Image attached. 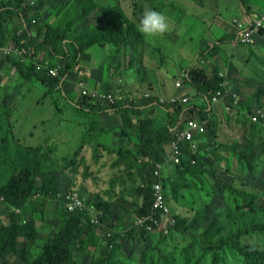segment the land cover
<instances>
[{"label":"trees","instance_id":"obj_1","mask_svg":"<svg viewBox=\"0 0 264 264\" xmlns=\"http://www.w3.org/2000/svg\"><path fill=\"white\" fill-rule=\"evenodd\" d=\"M26 1L28 0H7L0 3V49L12 43L18 47L22 53L21 57L17 55L18 53L4 54L2 52L3 57L12 67H15L17 75L20 79H24L26 84L35 81L43 84L45 87L43 99L55 92L58 87L65 90L66 78L64 79V77L84 60V56L81 57V54L92 45L123 47L130 52L131 59L128 65H132V62L134 63L136 60L137 46L144 42V36L138 31L135 24L126 18L119 6L110 1L105 5H97L91 0H75L65 9L63 19L65 21L58 25H52L47 21L40 22L38 13L34 12ZM93 12L100 15L101 21L98 24L79 30H70L74 13L78 14L80 20L83 21V18ZM10 21H16L15 27L18 23L20 26L11 31L9 28L13 24ZM257 44L264 46V30L260 31ZM217 50L218 45H214L213 48L202 54V59L210 58ZM59 62L64 64L59 75H49L48 67ZM212 64L213 72H207L204 65H191L186 69L182 79L185 85L192 87L201 98L203 102L201 105L188 101L160 103L157 96H136L131 101L118 99L113 104L96 103L79 93L80 97L74 106L77 108L76 111L84 114L85 110H90L94 114L93 118L89 120L85 136L81 138L74 154L65 159V162L70 164L72 172L80 164L76 156L82 149L83 143L89 138L95 139L104 131L101 127L98 129L94 127L98 124L96 119L98 112H118L120 121L116 126H111V129L116 127L127 133L129 137L136 132L137 142L140 144L137 143L132 149L111 150L112 148L108 147L104 149L107 153L116 154L114 165L122 166L121 173L115 179L119 183V190L129 186L133 179L138 180L135 189L131 190V187H128L134 195L141 197L135 206V216L147 212L152 201L150 186L155 181L152 172L154 165L167 158L166 146L178 129L176 125L178 120L198 117L205 119L208 127L214 125L210 120L212 113L209 108L210 98L219 89L222 79L217 74L218 66L214 62ZM83 79L79 78V80ZM260 92L263 91L258 90L257 94ZM155 101L156 103H154ZM169 108L171 110H168ZM5 109L0 105V199H3V203L11 207L12 210L7 222L0 219V264L11 256H13L12 264H71L75 246L79 249L80 256H87L89 247L95 245L96 250L89 252L92 259L87 264H127L121 258L123 240L135 236L137 239L146 240L147 235L150 236L152 233L135 227H130L127 230L117 227L116 231L110 232L109 229L112 228L108 223L109 216H112L109 208L110 203L104 201L97 194L88 199L84 198V207L80 210L68 212L63 209L58 226L47 233L45 240L39 246L35 219L31 215H27L30 211L26 210L25 206L28 204L32 206L38 201L44 202L48 199L59 198V195L66 194L69 189L62 190L59 186L56 172L62 169L61 160L52 156L50 147L44 148V146L38 145L22 149L17 146L18 144L13 140L14 133L8 123L9 113ZM131 115L135 122L131 119ZM251 123V127L256 124ZM212 136L213 133L206 136H202L200 133L194 139L200 141L201 138L209 139ZM9 141L14 145L9 146ZM199 145L193 151L189 145L184 144L181 161L174 166L178 171L183 169L182 172L197 177L200 182L202 181L200 173H207L215 184L221 185L233 198L237 197L241 202V205L236 206L239 212L235 215L240 224L218 236L214 244L209 241L210 245L203 247L200 258L205 255L206 249L211 248L213 251L234 254L239 260L237 264H264V202L257 195L239 190L231 181L218 177L215 169L201 164L199 147L205 146ZM217 146L224 147L222 144H216ZM224 148H230L233 153L236 150L235 147ZM210 151L213 153V149ZM237 157L247 163L248 171L252 170L250 155L245 156L239 152ZM165 182L172 186L175 184L169 178ZM124 183L129 184L124 186ZM60 189L61 191H59ZM92 214L99 217L100 224L91 221ZM172 216L175 219L173 226L168 227L166 233L163 229H157L158 242L154 246L151 243L144 248V250L148 249L150 253L156 251V257L149 254V258H147L145 254H140L137 256L136 264H149L150 260L153 262L150 264H164V262L168 264L166 257L171 256L175 250H181L174 245L172 249L164 248V244L168 243L165 236L168 232H178L190 236L191 243L202 245L204 239L201 236L204 238L210 236L212 228L218 222L214 221L215 215L213 221L202 228L200 233L190 235L188 230L194 228L199 221V210L191 218L182 216L180 213L172 214ZM107 233L110 235L108 236ZM255 236L258 238L253 245L248 241L250 237ZM20 237L25 238L27 244L35 243L38 248L40 247L38 255L27 259V248L18 245ZM186 249V246L182 248V254L186 252ZM218 258L216 254H211L209 263L217 264ZM197 261H192L191 264H198ZM183 262L189 264L190 261L183 258Z\"/></svg>","mask_w":264,"mask_h":264},{"label":"rangeland","instance_id":"obj_2","mask_svg":"<svg viewBox=\"0 0 264 264\" xmlns=\"http://www.w3.org/2000/svg\"><path fill=\"white\" fill-rule=\"evenodd\" d=\"M73 1L75 0H28L26 3L34 12L38 13L40 22L47 21L48 23L52 24L59 17L60 20L58 23L65 21L63 20L64 13L66 11L65 9L66 7L68 8V6L73 3ZM91 1H94L97 5H105L110 1L112 4L119 6V8L124 12L126 18L133 22L136 27L138 20L144 10L153 9L165 14L169 8L170 12H168L167 15L165 14L167 18H169V30L160 37L154 39L147 38L143 35L144 42L137 46L135 53L136 60L133 58L135 62H132V65H128V62L131 59V54L123 47L118 48L111 45L99 46L98 44L92 45L83 54H81V57L84 56V60L81 61L79 65L75 67V69H72L70 74L64 77V79L66 78L65 90H61L58 87L55 91L58 90L59 92L63 91L65 93L70 91V96L73 93L72 97L75 98L76 91L79 93L78 84L81 82L84 84L85 88L89 90L111 93L118 99L124 101L126 99L131 101L136 96H157L159 102H161V100L162 102H165L170 101L171 97H176V93L180 94V91L183 92L184 88L187 87L185 86V83L182 79L185 76L186 69L191 65H204L207 72L214 71L212 61L209 58H206L204 62H199L198 55H195V57L191 59L195 54L194 50L196 47L201 46L200 48L205 49L215 42V38H210L212 30H208L210 25L209 19L200 18L201 27H199L197 30H194V36H192L189 34V30H182L183 28L181 26V22L177 18L178 14H176L178 5H173L176 1ZM192 2L190 4L184 5L191 6ZM165 3L172 4L173 6L169 5V7H167V4L164 6ZM174 7H176V9H173ZM169 14L171 16L168 17ZM71 21L72 25L70 26V30H79L94 24H98L101 21V18L99 14L93 12L83 18V21H81L80 16L74 13ZM19 24L20 23H18L16 27L20 26ZM16 27L11 26L9 29L14 31ZM209 38L211 40L208 41ZM12 45L13 43L9 44L8 46ZM239 45L246 46L243 44ZM230 47L231 48L228 49L225 54H223L226 55V58L224 56H220V62L214 58L213 59L217 61V72H221L226 77H229L226 87L228 91L234 93L235 104L229 101L231 96L228 94L225 96L226 99L220 103L214 105L211 104L213 107L211 110L213 112L210 114V120L214 125L208 127L206 122L204 131L201 134L202 136H206L210 133H213V136L209 139L201 138L200 141H196L197 145L200 144L199 146L201 147L205 146L203 148L199 147V159L201 164L215 169L216 175L218 177L224 178L227 181H231L239 190L257 195L259 199L264 202V127H262L260 124H255L251 127L250 125L252 123L249 120L252 113L256 109H260L264 117V62L260 61V58H248L247 51L244 53L243 59H240L241 51L236 47L233 48L232 45ZM249 47L256 49L258 54H260L261 51H264V46L262 48L261 44L255 43ZM231 53H233V55L236 53L238 58L233 60V63L230 65L225 62V60H228V54L230 55ZM1 54L2 52L0 49V57L2 56ZM260 56L264 61V56ZM184 61L185 63H183ZM191 62H193V64ZM60 64L62 68L64 64ZM84 65H87L88 67H94L95 73L99 72L101 83L105 85L103 90H99L101 88L96 89L92 86H88L86 82L79 80L81 76H78V70L79 67H84ZM228 66L229 68H227ZM179 68L180 70H183L181 75H177L176 73ZM6 69L7 66L2 67L0 65V105L1 108H6L5 110H7L9 113L8 123H10L11 130L14 132L13 140L18 144L16 145L22 149L27 146L38 145L44 146V148H49L51 142L46 138L48 136L49 129L47 118H49L51 115V99L48 98V96L53 94L51 93V95H48L46 98H44L43 104L40 105L37 110H35L34 106L29 108L35 97H30L27 101H24V99L21 101L18 93L21 88L26 86L25 91L30 90V93H36L35 96H37L44 92L45 87L38 81H36V85L34 84L30 86L25 84L24 86V79L19 78L16 70H13V73H7ZM7 78L15 81L11 87L7 86V83L10 79L5 82ZM164 79L169 84H172L175 90L174 95L171 94L164 96ZM175 81L179 82L180 85L178 87L174 85ZM27 86H30L31 88H28ZM71 89L76 91H71ZM258 90L263 92L257 94ZM192 101H198L200 102V105L203 104L201 103V100L193 99L188 96V102ZM226 105H229L228 110L225 109ZM168 110H171V108ZM17 112H19L20 115H17ZM23 112H25V114ZM40 115H43L42 118L46 121L44 125L39 123L36 125V127L32 126L35 124V122L31 121L30 116H34L32 118L35 119L37 117H41ZM193 118L199 119L198 117ZM75 120H79V117L73 113L68 115L66 122L68 121L72 126L74 125ZM114 122L117 124L119 121L117 122L115 119ZM74 132L76 133V131ZM28 134L34 136L29 137L27 136ZM216 144H222L224 147H235L236 150L233 153L230 148H219L218 146L216 147ZM13 145L14 144L9 141V146ZM67 149L69 152L68 155L71 156L74 153L75 148L73 146H69ZM210 149H213V153H211ZM239 152L245 156H251V171H248L247 163L244 160L238 159L237 154ZM85 154L86 150H84L82 147L80 152L77 154L76 159H79L80 157L82 160L85 159L82 158V155ZM52 156L56 159L61 158L55 154H52ZM165 160L163 161L164 165L162 168V174L164 178L163 191L171 214L180 213L182 216L191 218L194 213L199 210V221L194 228H190L188 230L190 235L200 233L202 228H205L210 222L213 221L215 215L216 217L214 218V221H218L217 224L212 228L210 236L205 238L201 236V238L204 239L202 245H198L195 242L191 243L190 236H186L178 232H168V234L165 235L167 237L168 243L164 244V248L172 249L174 245L176 248L182 250V248L185 246L187 247L184 254H182L181 250H175L172 252L171 256H167L166 261L168 264H184L183 258L189 260V264L196 260H198V264H210L209 258L213 253L219 257L217 264H237L239 261L238 258L236 259V256L234 254H230L229 252L217 250L213 251L211 248H209L206 249V252L204 253L205 255L203 257L200 258V254L202 253L204 246H209L210 243L214 244L218 236L227 233L228 230L240 224V221L235 218L236 213L239 212L236 206L241 205L239 199L237 197L233 198L227 190L222 188L221 185L215 184L207 173H200L199 176L202 179L200 182L197 177L189 176L188 174L184 173V171L182 172L181 170L183 169L181 168V170L178 171L174 164H170ZM78 167H76L75 171L72 172L70 164L65 162L61 164L62 169H59L57 174L58 182H60V184L67 182L68 180L70 182V186L72 185L70 190L77 191L80 194L79 188L82 186L81 183L84 182V179H81V176H83L84 173L79 171ZM168 178L175 182L173 186L168 182H165V180L167 181ZM100 181L101 180L99 179L95 183L99 184ZM128 184L129 183H124V186ZM137 185L138 180L133 179L129 186L131 187V190H133ZM129 186L125 187L123 190L116 191L112 196L119 213H116V211L113 209L114 206L112 205L114 203L109 205L110 212L114 215V217L119 218L121 222L118 224L115 219V221H112V216H109L108 223L111 224L110 227H112L109 230L112 232L116 231L115 229L119 225L121 227L118 228L127 230L128 224H130L132 218L135 216V206L141 200L140 196L134 195L132 191L128 189ZM61 189L65 190L66 187L63 186ZM61 189L59 191H61ZM114 190L115 188L113 191ZM178 192L180 196L179 198ZM103 199L106 201L108 200L107 198ZM25 209L30 211V213H27V215H31L34 219L37 218L38 225L36 229L38 236L42 239L51 228L56 227L58 221L61 219V214L63 213V204L61 198L48 199L44 202L38 201L32 206L28 204L25 206ZM11 210L12 208L6 206L3 203V199H0V219H4V222H7ZM16 211L19 210L16 209ZM165 221L166 217H162L161 222L163 224L160 225V228H164ZM257 238L258 237L256 236L250 237L248 242L254 245ZM122 243L124 253L121 255V258L127 264H136L137 256L140 254H145L147 258H149V254L155 255V257L157 255L156 251L155 253H150L148 249L144 250L147 245L151 244V242H148V240L135 239L134 242H132L130 238H126ZM125 245H127V247H125ZM95 250L96 245L91 246L88 249L87 256H80V251L75 246L71 264H87L92 259L89 252H94ZM27 251L28 258H31L38 255L40 249L36 244H33L27 247ZM154 259L152 260L157 262ZM12 262L13 256L7 258V260L1 264H12ZM149 262L153 263L151 260Z\"/></svg>","mask_w":264,"mask_h":264},{"label":"crops","instance_id":"obj_3","mask_svg":"<svg viewBox=\"0 0 264 264\" xmlns=\"http://www.w3.org/2000/svg\"><path fill=\"white\" fill-rule=\"evenodd\" d=\"M2 1L6 2L7 0H0V3ZM173 1H176L173 4L174 6L178 5L177 9L176 7H174L173 9H176V12H177L176 14H178L177 18L181 22V26L183 28L182 30H189V34L194 36V33H193L195 32L194 30H197L199 29V27H201L200 18L202 19L207 18L209 19V23H210L208 30L210 29L212 30V34H210V38H215V42L212 43L211 46L209 45L208 47H206L205 49L200 48L201 46L196 47V49L194 50L195 54L194 56H192L191 59H193L195 55H198L199 57L198 60H201V61L203 60L202 62H204L206 59L205 58L202 59V54L206 53V50H210L211 48H213L214 45H218V50L215 51V53L209 58L212 62L217 64L216 60L219 61L220 56L222 57L224 56L226 58V55H223V54H225L226 51H228V49H230L231 48L230 46L232 45L233 48L236 47L238 50L241 51L240 59H243V55L247 51L248 58H253V59L260 58V61L264 62L260 56V55L264 56V53H263L264 51H261L260 54H258L256 52L257 50L254 49L253 47L251 48L247 45L240 46L237 43L236 28L233 24V21H237L238 23L242 25L246 24L247 20H249V18L252 15L264 12V0H189V1L173 0ZM191 2H192L191 6L184 5V4H190ZM166 4L167 3H165L164 6ZM169 5L173 6L172 4H167L166 6L169 7ZM168 12H170L169 8L165 14L167 15ZM169 16L171 15L169 14L168 17ZM59 20H60V17L57 18V20L54 21L52 25H56L59 22ZM10 22L13 24L12 27H15L16 21H10ZM210 38L208 39V41L211 40ZM261 47L263 48L262 44H261ZM1 55L2 56L0 57V65L2 67L7 66V69H6L7 73L8 72L13 73V70H15V67H12L10 63L7 61V59H4L3 53ZM213 58L216 60H214ZM227 58L228 60H225V62L231 65V63H233V60H236L238 58V55L236 53H234V55L233 53H231L230 55L228 54ZM183 63H185V61ZM191 63L193 64V62ZM227 63H226V66H227ZM182 66L185 67L184 65ZM227 68H229V66ZM182 71L183 70H180L179 68V70L176 71L177 75H181ZM78 76H81L82 78H84L83 81L86 82L88 86H92L93 88H96V89L101 88L99 90H103V88H105V85L101 83L99 72L95 73L94 67H88L87 65H84V67H79ZM225 78L227 79V82H228L229 77L227 76ZM8 79L10 78H7L5 82ZM8 83H7V86L11 87L15 83V81H12L10 79ZM25 84L26 83L24 82V86ZM34 84L35 85L37 84L36 81L34 83L32 82L28 83V85L30 86ZM30 86H27V87L31 88ZM25 87L21 88V90L18 92L19 98L21 99V101H23V99L24 101H27L30 97H35L31 105L29 106V108L30 107L32 108L34 106L35 110H37V108L43 104V100H44L43 92L35 96L36 93L34 94L30 93V90L25 91L26 89ZM71 91H76V90L71 89ZM181 92L182 91H180V94H177V93L175 94V90L172 84H169L164 79V96L175 94L176 97L184 96L188 98V96H190L193 99L201 100V98L196 94L195 90L190 86H187L186 88H184V91L182 93ZM70 93H71L70 91L65 93L63 91L59 92L57 90L52 93L53 95L50 94L51 96H48V98L51 99L50 101L51 115L49 118H47L49 129H48V136L46 139H48L51 142L50 145L49 144L48 145L52 149V154H55L61 157L60 158L61 164L65 163V159L70 157V155H68L69 152L67 148L69 146H73L76 149L79 142L81 141V138L82 137L84 138L85 132L87 131V128L89 127V120L93 118V114H94L90 110L88 111L85 110L84 112L85 115L80 112L78 113L76 111L77 108L74 106L76 105L75 103L77 99L80 97L79 93H77L76 91L75 98L72 97L73 93L71 94V96H70ZM154 103H156V101ZM191 103H194V104L198 103V105H200L199 104L200 102L198 101L197 102L192 101ZM201 103H203L202 100H201ZM209 108L210 109L213 108L211 104L209 105ZM25 112L23 113L25 114ZM73 113H75L79 117V120H75L74 125L71 126L68 121H67L68 123L66 122V120H67L68 115L73 114ZM16 114L20 115L19 112H17ZM132 115H131V119H133ZM34 116H30L31 121L35 122V124L32 126L36 127V125L39 123L44 125L46 121L42 118L43 115H40L41 117H37L35 119L32 118ZM96 117H97L96 119L98 121V124L97 126H94V127L97 129L101 127L102 129H104V131L101 132L99 135H97L95 139L89 138L83 143V148L84 150H86V154L82 155V158H85V159L82 160L81 157L77 159L80 161L78 170L84 173L83 176H81V179H84V182L81 183L82 186L79 188V192L83 196V198L87 197V199L92 197V195H96V194L101 196L102 199L107 198L108 199L107 202H109L111 205L114 203L113 197H112L113 194L119 190V184L117 183V180L115 179L118 178V175L121 173V165H114L113 162L116 159V154L107 153V151L104 148L106 147H108L109 149L112 148L111 150H115L117 148L132 149L136 146L137 143L138 144L140 143L137 142L136 132L132 134L131 137H129L127 133H125L124 131L116 127L111 129V126L112 127L116 126V123L114 122L115 119L117 122L120 121V115L118 112L100 111L98 112ZM133 122H135L134 119H133ZM74 131H76V133ZM27 136L32 137L34 135L31 136L30 134H28ZM75 149H74V152H75ZM166 150L168 152V145L166 146ZM57 178H58V174H57ZM99 179L101 180L100 183L96 184L95 182H97ZM59 186L61 188H63L64 186L68 188L69 190L72 187V185L70 186V182L68 180L67 182H63L61 184L59 182ZM114 188L115 190L113 191ZM179 197L180 196L178 192V198ZM112 206H114L113 209L116 211V213H119V211H117V208H116V203H114ZM134 217L132 218L130 224H128L127 229H130V227H134L132 225ZM114 219L116 220V222H118V224L121 223L119 218L114 217V215L112 214V221ZM59 222L60 220L58 221L56 226H58ZM35 225L36 227L38 225L37 218L35 219ZM117 227H121V226L119 225ZM53 228H51L49 231H52ZM151 233L152 235L150 236L147 235L146 240H148V242H151L152 245H155V243L158 242L159 235L156 234L157 233L156 230L155 231L152 230ZM37 239L39 241L37 243H39V246H40V244L45 240V237L41 239L37 234ZM130 239L132 240V242H134V240L137 239V237L136 236L131 237ZM18 245L22 248H27L31 244L30 245L27 244L25 238H19ZM125 247H127V245H125ZM121 250L124 253L123 249ZM26 258L27 259L32 258V257L28 258V252L26 254Z\"/></svg>","mask_w":264,"mask_h":264},{"label":"built area","instance_id":"obj_4","mask_svg":"<svg viewBox=\"0 0 264 264\" xmlns=\"http://www.w3.org/2000/svg\"><path fill=\"white\" fill-rule=\"evenodd\" d=\"M233 24L236 28L237 43L243 45H253L257 43V39L260 37V31L264 30V12L252 15L249 20H247L246 24L242 25L237 21H233ZM1 50L4 54L18 53L17 55L19 57H21L22 55L16 45L5 46L4 48H1ZM38 68H40V66H38ZM60 68V63L56 64V66H50L48 67V74L52 76H58ZM218 76L222 79L220 81V87L211 96L210 104L214 105L220 103L221 101L226 99V94L231 96L229 98V101L235 104L234 93L228 91L226 87V76L221 72L218 73ZM174 85L178 87L180 84L178 81H175ZM78 91L82 96L89 97L93 102L96 103L107 102L113 104L114 102L118 101V98L115 95L103 91L89 90L85 88L84 84L81 82L78 84ZM187 99L188 98L184 96L171 97L170 101L186 102ZM160 103H162V100ZM228 106H225L226 110L229 109ZM250 121L256 124H260L262 127H264V117L260 109H256L252 113ZM205 123V119L180 118L177 122L178 129H176L173 138L168 144V155L165 161L170 164H178L181 161V157L183 155L182 146L184 144L189 145L190 148L195 151L197 143L195 142L194 138L196 135L204 131ZM163 165L164 162L155 163L152 171L153 176L155 177V181H153L150 186L152 201L149 210L144 214L135 216L132 223L134 227L143 229L147 232H151L152 230L157 229H163V231L166 233L168 227L173 226V224L175 223V219L170 212V208L163 191ZM59 198H61L62 200L63 209L68 212L80 210L84 207V198L77 191L69 190L66 194L59 195ZM162 217H166L164 228H160V225L163 224L161 222ZM91 221L98 222L100 224L99 217H97V215L95 214L91 217ZM118 232H120V230H118ZM107 235L109 236L110 233H107Z\"/></svg>","mask_w":264,"mask_h":264},{"label":"clouds","instance_id":"obj_5","mask_svg":"<svg viewBox=\"0 0 264 264\" xmlns=\"http://www.w3.org/2000/svg\"><path fill=\"white\" fill-rule=\"evenodd\" d=\"M137 29L145 37L154 39L169 30V20L162 12L146 9L138 20Z\"/></svg>","mask_w":264,"mask_h":264}]
</instances>
